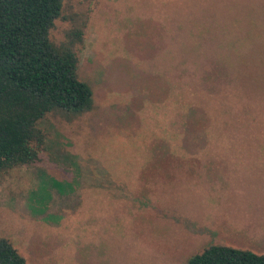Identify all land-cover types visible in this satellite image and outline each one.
Listing matches in <instances>:
<instances>
[{"label":"rangeland","instance_id":"1","mask_svg":"<svg viewBox=\"0 0 264 264\" xmlns=\"http://www.w3.org/2000/svg\"><path fill=\"white\" fill-rule=\"evenodd\" d=\"M61 9L49 36L76 53L92 108L48 113L38 160L0 170V237L28 264H185L209 245L264 254V46L235 37L264 0ZM86 180L136 181L141 207L96 234L89 213L63 208L79 201L67 181Z\"/></svg>","mask_w":264,"mask_h":264},{"label":"trees","instance_id":"2","mask_svg":"<svg viewBox=\"0 0 264 264\" xmlns=\"http://www.w3.org/2000/svg\"><path fill=\"white\" fill-rule=\"evenodd\" d=\"M62 2L0 0V170L38 160L45 136L37 123L48 113L80 114L92 108L93 92L77 75L76 53L57 47L49 36ZM262 13H249L248 22L243 14L238 42L249 38L264 46ZM233 21L241 22L237 15ZM0 264L28 263L0 237ZM185 264H264V254L209 245Z\"/></svg>","mask_w":264,"mask_h":264},{"label":"crops","instance_id":"3","mask_svg":"<svg viewBox=\"0 0 264 264\" xmlns=\"http://www.w3.org/2000/svg\"><path fill=\"white\" fill-rule=\"evenodd\" d=\"M135 182L113 180L67 181L65 187L75 190L79 201L76 204L64 205L63 208L68 212L89 213V217H91L89 218L91 219L89 230H96V234L101 235L104 229H110V223L115 220L119 213H131L136 207H141L140 202L134 203L136 193L134 190H130L138 187L134 185ZM79 188L83 190L80 191ZM69 194L72 193L69 192ZM96 200H101V202L97 203ZM127 201L133 202L127 203ZM96 226L99 228L95 229ZM75 234L72 237H78L77 233ZM75 250L76 253L83 252L84 259L91 258L90 254L92 253L102 255L89 246L84 249V246L80 245L75 247Z\"/></svg>","mask_w":264,"mask_h":264}]
</instances>
